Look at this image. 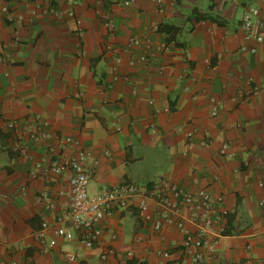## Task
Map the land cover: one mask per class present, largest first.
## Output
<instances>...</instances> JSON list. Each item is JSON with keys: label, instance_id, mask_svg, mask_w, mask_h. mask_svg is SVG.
<instances>
[{"label": "crops", "instance_id": "1", "mask_svg": "<svg viewBox=\"0 0 264 264\" xmlns=\"http://www.w3.org/2000/svg\"><path fill=\"white\" fill-rule=\"evenodd\" d=\"M162 1L163 12L155 0L126 6L122 0H8L22 19L10 24L0 18V55L8 56L0 61V264H163L158 250H168L171 259L181 255L180 231L172 225L154 231L150 221L140 220L137 201L103 219L92 247L49 229L44 236L56 244L41 253L37 232L67 206L70 172L32 177L33 162L7 151L2 128L6 119L35 113L46 118L51 134L71 136L97 160L90 193L159 177L185 190L207 187L222 195L216 210L234 214L236 232L220 235L215 257L206 264H264V27L257 44L245 42L239 30L247 5L262 7V1L177 0L174 8ZM34 3L62 13L32 14ZM194 11L222 24L197 20ZM104 13L114 21L112 31ZM164 24L170 33L154 30ZM171 33L177 44L170 42L168 53L128 63L139 51L127 49L129 38L156 43ZM106 43L119 51L118 64L104 51ZM244 44L256 51L241 50ZM114 65L120 79L106 88ZM210 96L220 101L216 116L210 115ZM191 130L195 140L187 147ZM204 135L211 141L207 146L198 143ZM222 142L232 157L218 153ZM49 144L59 148L56 140L44 139L33 149L36 159ZM73 151L66 146L63 156ZM43 193L49 202L38 199ZM148 213L155 216L151 205ZM128 251L132 255L123 256Z\"/></svg>", "mask_w": 264, "mask_h": 264}, {"label": "built area", "instance_id": "2", "mask_svg": "<svg viewBox=\"0 0 264 264\" xmlns=\"http://www.w3.org/2000/svg\"><path fill=\"white\" fill-rule=\"evenodd\" d=\"M69 3L74 0H68ZM158 11L163 12L164 3L162 0H155ZM262 7L256 3L248 4L244 10L239 24V30L245 42H254L255 44L263 40L262 29L264 27V0ZM0 18L13 24L17 19H22V14L13 15L9 7L8 0H0ZM133 0H122L123 5H129ZM177 0H169L168 6L174 8ZM37 11L45 14L60 15L61 10L54 5L49 4L41 7L34 3L31 13ZM69 16H74L73 9L66 12ZM102 20L105 27L112 31L114 21L107 13L102 14ZM157 27L154 26V30ZM139 50L135 57L128 58L129 64L137 61L144 62L159 55L166 54L171 50V43L165 40L153 43L148 37L129 38L127 49ZM241 50L255 52L256 47L246 44L240 47ZM104 51L111 54L115 65L121 61L119 51L110 43H106ZM8 60L6 54L0 55V61ZM112 68L110 77L105 81L106 88H112L120 79L116 66ZM211 69L214 68L209 64ZM160 66L159 70H162ZM180 79L183 76H179ZM193 80L194 78L191 77ZM188 85L183 89L188 90ZM81 92L75 94L81 97ZM210 115L216 116L220 109V101L214 96L209 98ZM149 102H152L150 100ZM48 121L41 114H30L22 118H9L3 123V131L6 134V149L9 153L20 156L33 162V168L30 171L32 177H56L63 171L70 172L69 175V202L67 206L56 217L53 224L41 223V228L37 232L39 251L47 253L55 244L56 239H46L44 232L51 230L56 236L65 241H71L74 237L87 247H92L102 233L103 219L111 214L116 208H125L131 206L137 201L135 208L142 222L150 221L151 228L159 231L164 225H172L180 231L182 238L177 248L181 252L180 257L171 259V253L168 250H158L157 254L166 259L163 264H206L207 259L214 258L216 247L220 235L226 224L225 212L216 210V203H221L222 195L214 196L207 187H199L192 190H185L179 187L175 182L167 177H159L151 184H139L132 181H122L114 184L107 189L97 193L88 191V183L95 173L97 160L92 158L88 150L82 147L79 142L69 135L51 134L47 130ZM120 127L116 126V130ZM187 147L194 144L193 130L186 133ZM53 139L58 142L57 145L49 144L46 154L41 159H36L33 149L38 147L42 140ZM210 139L203 136L198 139L201 146L210 144ZM74 146L73 154L64 157L63 152L66 146ZM218 153L220 155L232 157L228 149V144L222 142ZM264 182H260L262 185ZM38 199L49 202L45 193L38 196ZM154 208L155 216L150 218L148 213L149 206ZM107 253H113L108 249ZM132 255L130 251L126 252V257ZM68 259L73 260L72 253H66ZM102 258L106 254H102ZM128 262V261H126Z\"/></svg>", "mask_w": 264, "mask_h": 264}, {"label": "trees", "instance_id": "3", "mask_svg": "<svg viewBox=\"0 0 264 264\" xmlns=\"http://www.w3.org/2000/svg\"><path fill=\"white\" fill-rule=\"evenodd\" d=\"M195 19H205V18H209L213 21H215L217 24H222L221 21L219 20H216L214 16L212 15H208V14H198L197 11H194L193 12V16ZM158 31L162 32L163 34H166V33H170V28H166L165 24L164 25H160L158 26ZM166 42H173V43H176L177 44V41L174 37V35L171 33L169 34L168 36L165 37L164 39ZM226 216V224H225V229L223 231V234L224 235H230V234H234L236 231H235V227H234V214L233 213H226L225 214ZM136 262H133V261H128V264H135Z\"/></svg>", "mask_w": 264, "mask_h": 264}]
</instances>
